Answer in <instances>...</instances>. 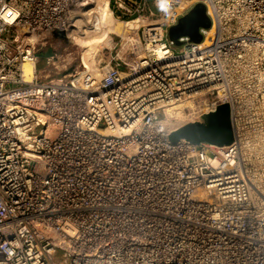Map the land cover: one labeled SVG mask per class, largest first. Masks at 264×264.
<instances>
[{
	"label": "built area",
	"instance_id": "built-area-1",
	"mask_svg": "<svg viewBox=\"0 0 264 264\" xmlns=\"http://www.w3.org/2000/svg\"><path fill=\"white\" fill-rule=\"evenodd\" d=\"M94 1L0 0V264H264V92L234 87L264 63V0H108L127 31L97 82L67 47ZM199 3L213 34L173 50ZM222 104L232 145L170 141Z\"/></svg>",
	"mask_w": 264,
	"mask_h": 264
},
{
	"label": "water",
	"instance_id": "water-1",
	"mask_svg": "<svg viewBox=\"0 0 264 264\" xmlns=\"http://www.w3.org/2000/svg\"><path fill=\"white\" fill-rule=\"evenodd\" d=\"M213 28L208 17L205 5L199 3L191 11L182 17L177 25L171 27L168 32L170 41L180 46L182 38H189L190 42L198 44L203 40L201 29ZM202 123H192L181 127L170 135V141L177 143L185 140L190 144L202 146L211 145L220 148L230 146L234 142L230 121V106L222 104L217 109L203 116Z\"/></svg>",
	"mask_w": 264,
	"mask_h": 264
},
{
	"label": "rangeland",
	"instance_id": "rangeland-1",
	"mask_svg": "<svg viewBox=\"0 0 264 264\" xmlns=\"http://www.w3.org/2000/svg\"><path fill=\"white\" fill-rule=\"evenodd\" d=\"M94 1L93 3L88 4L84 9H82L78 17L76 18V23L73 26L74 32H72V42L68 43V52L71 56L68 57V61L72 63L76 68H80L81 57L85 50H87L96 39V23L101 16L100 10L104 9L105 2L102 0ZM91 12H87V11ZM116 27H122V30L119 32H113L111 35L109 34L108 41L102 42V52L93 56L94 57V68L97 72L96 76H99L100 80H102V75L98 71L99 60L102 59L105 61L108 51H107V43L118 35H121L127 31L125 25L117 21L112 17ZM119 24V26H118ZM122 24V25H120ZM111 32V31H110ZM209 35L208 37H210ZM173 50L177 51L178 47L173 46ZM52 54L51 50L44 49L38 54L39 63L37 65V69L41 70L45 68L46 59ZM240 76H242V81L235 83L234 87L237 92L241 93H258L264 92V63L261 65L259 63H244L243 67L240 70ZM176 107V106H175ZM173 107V108H175ZM172 108V109H173ZM171 117V118H170ZM175 117L173 118L171 114L168 116V123L177 126H183L185 118Z\"/></svg>",
	"mask_w": 264,
	"mask_h": 264
},
{
	"label": "bare ground",
	"instance_id": "bare-ground-1",
	"mask_svg": "<svg viewBox=\"0 0 264 264\" xmlns=\"http://www.w3.org/2000/svg\"><path fill=\"white\" fill-rule=\"evenodd\" d=\"M97 3H99V0H95ZM105 2V6L103 10H100L101 12V16L99 18V20L96 23V39L94 40V43L83 52L82 57H81V64H80V68L77 67L76 71L78 72V75H80V79H92V81H99L100 78L99 76H96V74L98 73L94 68L96 67V65L94 66V57L95 55L99 54L100 52H102V42H106L108 41L109 38V34L111 35L113 32H119L120 30H122V27H116L117 25H115L114 21L112 20V15H111V10L109 8V1L108 0H102ZM87 12H91L90 10ZM92 13V12H91ZM186 13V12H185ZM170 23L172 25H174L176 23V19H172L170 21ZM122 25V24H120ZM124 25V24H123ZM131 25H129L130 27ZM127 29V28H126ZM111 31V32H110ZM113 31V32H112ZM201 34L203 35V40L201 43H198V46H203L204 43L206 42V39L209 35H212L214 32V29H201L200 30ZM120 33V32H119ZM73 34V33H72ZM72 34H70L71 37V41H72ZM183 42H186V39L182 40ZM163 45H158L156 47L153 48V50L155 51V53L159 56V57H163L164 55V47H162ZM173 46H176L173 44ZM179 47L180 49H184L185 45H180V46H176ZM163 59V58H162ZM26 69V73L28 75V77L31 75V71L33 69L32 65L27 64L25 66ZM97 72V73H96ZM98 75V74H97ZM30 79V78H28ZM223 94L220 93L219 95V99H223ZM185 109L186 106L185 105H179L176 106L173 109L169 110V115L171 114V116L173 118L175 117H180V118H184L185 117ZM171 118V117H170ZM179 118V119H180ZM168 119H167V123H168ZM209 148H213V149H221L218 146H211V145H205Z\"/></svg>",
	"mask_w": 264,
	"mask_h": 264
}]
</instances>
